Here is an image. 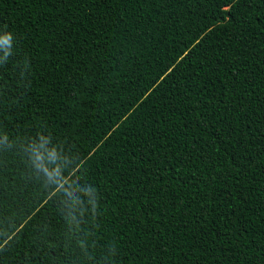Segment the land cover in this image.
Masks as SVG:
<instances>
[{"label": "trees", "instance_id": "1", "mask_svg": "<svg viewBox=\"0 0 264 264\" xmlns=\"http://www.w3.org/2000/svg\"><path fill=\"white\" fill-rule=\"evenodd\" d=\"M0 264H264V0H0Z\"/></svg>", "mask_w": 264, "mask_h": 264}]
</instances>
